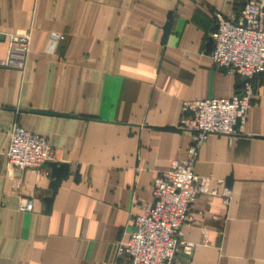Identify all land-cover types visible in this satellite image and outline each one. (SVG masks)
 <instances>
[{
  "label": "crops",
  "instance_id": "obj_1",
  "mask_svg": "<svg viewBox=\"0 0 264 264\" xmlns=\"http://www.w3.org/2000/svg\"><path fill=\"white\" fill-rule=\"evenodd\" d=\"M246 2L0 0V59L11 35L31 31L25 71L0 69V264L125 263L118 245L153 205L156 178L187 156L185 103L242 89L210 53L215 13L237 15ZM254 92L245 134L212 137L199 151L195 172L231 199H197L180 236L191 256L181 248L174 264H264V73ZM13 124L47 137L54 160L8 166ZM52 163L69 177L54 176Z\"/></svg>",
  "mask_w": 264,
  "mask_h": 264
},
{
  "label": "built area",
  "instance_id": "obj_2",
  "mask_svg": "<svg viewBox=\"0 0 264 264\" xmlns=\"http://www.w3.org/2000/svg\"><path fill=\"white\" fill-rule=\"evenodd\" d=\"M216 28L211 35L212 63L243 80L239 93L229 99L187 101L180 129L189 135L190 146L184 160L175 161L168 172L158 176L153 185L154 203L134 217L133 230L127 242L119 243L118 255L124 264H174L181 248L191 256L193 245L181 242L183 225L189 220L193 204L201 196L218 197L227 203L231 193L219 194L213 179L195 172L199 151L212 137L237 141L245 134L248 114L254 98V80L264 73V0H247L237 15H214ZM10 47L0 69L24 72L30 52L31 31L9 37ZM54 42L63 39L53 34ZM9 149L7 165L24 171L40 169L55 158L50 140L18 124L7 127ZM20 211L32 212L33 203L21 199Z\"/></svg>",
  "mask_w": 264,
  "mask_h": 264
},
{
  "label": "water",
  "instance_id": "obj_3",
  "mask_svg": "<svg viewBox=\"0 0 264 264\" xmlns=\"http://www.w3.org/2000/svg\"><path fill=\"white\" fill-rule=\"evenodd\" d=\"M172 24H173V14L170 13L168 16V22L164 28V36H163V44H166L170 33H171V28H172ZM1 38V37H0ZM3 38V37H2ZM36 113H40V114H48V115H60L58 113H53V112H48V111H35ZM62 116H66V115H62ZM164 130H168V131H177V129L175 128H166ZM52 167V173L54 176H56L59 180H65L69 177V168L66 165H58L56 163H52L51 164ZM59 184V181L56 183V185Z\"/></svg>",
  "mask_w": 264,
  "mask_h": 264
}]
</instances>
